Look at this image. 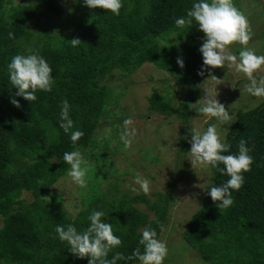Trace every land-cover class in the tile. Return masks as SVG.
Returning a JSON list of instances; mask_svg holds the SVG:
<instances>
[{
	"label": "trees",
	"instance_id": "16d2710c",
	"mask_svg": "<svg viewBox=\"0 0 264 264\" xmlns=\"http://www.w3.org/2000/svg\"><path fill=\"white\" fill-rule=\"evenodd\" d=\"M11 3L0 0V264H88L86 257L77 258L68 251L54 228L73 223L78 231L83 230L92 210L105 212L121 238L122 245L109 252V259L116 252L131 255L137 247L143 251L138 244L141 231L154 228L160 238L168 221L174 182L165 193L131 194L127 188H120L127 171L111 170L109 157L92 153V149L98 146V129L103 131L104 126L111 139L124 146L120 140L123 118H115L116 114L124 115L121 94H114L106 84L115 70L129 77L143 64L151 63L186 86L187 96L175 108L166 94L153 89L146 96L151 118L175 114L187 122L195 115L200 84L211 72L197 74L202 65L199 47L204 34L195 22L185 28L174 24L177 17L186 15L193 0H123L118 16L89 9L83 0H75L73 11L68 13L58 0ZM62 15L65 20L36 36L30 29L32 19ZM57 27L66 28L64 37L52 34ZM72 38H79L81 44L72 47ZM28 48L39 51L55 77L52 91L37 92V99L30 102L15 96L6 71L10 58ZM178 57L184 61L183 68L177 65ZM12 98L19 100V108L10 103ZM64 100L71 106L74 129L84 132L76 144L59 127ZM241 139L252 149L254 160L251 170L244 173L242 188L232 194L233 205L220 210L208 196L207 188L228 179L210 168L205 201L192 212L181 232L182 240L206 264H264V102L238 115L228 129L226 142L231 153L237 152ZM188 140L189 134L181 131V153L189 150ZM100 141L104 153L116 154L117 145L112 150L108 138ZM73 150H80L91 165L87 188L66 193L68 201L80 209L75 218L64 204L63 193L52 192L67 176L69 165L64 163L63 153ZM143 152L147 165L159 162L157 155ZM24 192L29 193L30 201L22 197Z\"/></svg>",
	"mask_w": 264,
	"mask_h": 264
},
{
	"label": "clouds",
	"instance_id": "9594fccd",
	"mask_svg": "<svg viewBox=\"0 0 264 264\" xmlns=\"http://www.w3.org/2000/svg\"><path fill=\"white\" fill-rule=\"evenodd\" d=\"M83 4L89 9H103L113 15H119L123 6V0H83ZM71 11V10H69ZM204 36L199 47L202 56V65L198 75L203 76L205 70L212 68H232L242 72L247 79L244 91L254 97L264 98V76L257 79L260 71H264V55H258L247 47L253 32L247 17L240 11L233 0H193L191 8L185 16L177 17L174 24L177 27H191L193 23ZM12 36V33H9ZM69 43L72 47L81 44L79 38H72ZM234 43L241 45L238 55L231 54L229 47ZM177 65L184 67L182 58H177ZM8 81L16 89L15 96L22 97L27 101H35L37 92L52 91L55 77L52 75L53 68L49 62L36 49H25L23 53L13 55L6 65ZM210 77L217 79L214 75ZM207 80V79H206ZM204 89L203 103L199 107V113L205 117V123L215 118L216 123L208 124L206 130L198 131L189 129L191 145L187 151L192 167L194 165L203 169L214 168L221 175L228 176L220 185H212L208 190V196L221 209H227L234 203L233 192L239 191L244 182V173L251 170L253 164L252 149L247 141L241 139L237 145V152L231 153V145L226 142L228 128L236 121L235 113L226 110L224 104L213 95L209 89ZM198 101L197 103H199ZM10 103L19 108V100L12 98ZM70 104L67 100L62 101L59 112V127L69 139L76 144L84 132L74 129V121L70 116ZM131 119L123 121V131L120 140L125 148L131 144V138L136 135L135 127ZM221 128L222 130H218ZM187 139V137H185ZM171 142L162 146V151L174 156L176 148ZM227 153V154H226ZM63 161L69 165L67 175L71 183L85 189L89 182L91 165L89 160L79 151H65ZM58 162V161H57ZM222 165V167H220ZM134 183L139 185L145 193L150 191V182L147 178L137 175ZM135 190V189H133ZM69 214L75 218L79 208H68ZM88 226L78 231L73 223L67 226L56 225L54 228L58 239L66 242L68 251L77 258H87L88 264H124L138 261L139 264H164L168 255L167 240L158 238L156 229L145 227L141 233L138 244L143 247L133 249L131 255L125 256L121 252L108 258L109 252L122 245L121 238L114 233L113 225L106 218V213L100 210H92L88 215Z\"/></svg>",
	"mask_w": 264,
	"mask_h": 264
},
{
	"label": "rangeland",
	"instance_id": "374dc122",
	"mask_svg": "<svg viewBox=\"0 0 264 264\" xmlns=\"http://www.w3.org/2000/svg\"><path fill=\"white\" fill-rule=\"evenodd\" d=\"M58 1L62 4L65 13L73 11L75 0ZM18 2L20 0H12L11 5H16ZM233 3L247 17L253 32L247 47L253 49L258 55H264V0H233ZM63 20H65L64 15L50 19L43 17L32 19L30 29L36 36L41 30L50 28L53 24ZM66 33L65 27H57L52 31V34L57 37H64ZM172 37L176 36L172 35ZM241 47L238 43H234L229 47V51L231 54L238 55ZM114 73L115 76L110 78L106 84L113 89L114 94H121L124 106L122 111L125 116L127 115L124 118V115L120 113L116 114L115 118H123L122 123L125 119H131L133 124L130 127H135L136 135L131 138L130 146L125 148L117 145V142L111 139L112 136L104 126L103 131L98 129V146L92 149V153H100L103 158L104 156L109 157L111 170L115 169L118 173L127 171L128 174L124 176L126 181L120 183V188H127L131 194L144 193L150 196L154 192L165 193L172 188L170 185L174 182L172 190L174 201L171 203L168 221L160 236L161 239L167 240L168 255L164 264H206L182 240L181 232L188 223L192 212L205 201L206 185L211 179V171L210 168L203 169L196 165L192 167L190 160H188V152L181 153L180 151L179 134L181 131H186L190 140L189 129L195 128L198 131H203L206 130L208 124L216 123L215 118L205 123L204 115L198 111L203 103V88L209 89L213 95L217 94L219 102L224 104L226 110L229 109L231 113H235L236 118L264 102V98L251 96L244 91V85L248 81L244 74L238 72L234 66L230 69L212 68L206 78L207 80L205 79L200 84L201 96L194 104L196 113L187 122H182V119L175 114L151 118L147 109L146 96L150 95L153 89L166 94L175 108L187 96L186 86L176 83L172 75L156 68L151 63L143 64L129 77L122 76L119 70H115ZM210 75H214L217 79L210 77ZM260 76H264V71L259 72L257 79ZM198 101L200 102L197 103ZM230 126L225 125L224 127L229 129ZM218 130L222 129L218 126ZM103 138L110 140L108 142L112 150L114 146H118L114 156H111L112 151H107V153L102 151L100 140ZM169 142L174 144L173 146L176 148L173 157H170L168 152L162 151V146ZM146 150L152 152V155L160 157L157 164L147 165V160L143 157V151ZM180 168L185 171H180ZM137 175L149 180V192L145 193L139 185L134 183V178ZM70 189L77 191V186L71 183V179L67 175L55 184L52 191L63 193L65 196L64 204L67 209L69 207L75 208V203L68 201L69 195H66ZM22 197L27 202L31 200L29 193L24 192ZM138 207L144 211H149L144 204H138Z\"/></svg>",
	"mask_w": 264,
	"mask_h": 264
}]
</instances>
